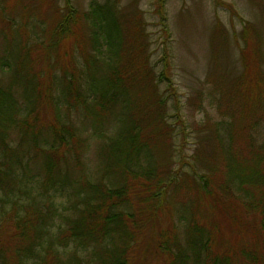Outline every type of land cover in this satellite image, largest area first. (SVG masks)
I'll list each match as a JSON object with an SVG mask.
<instances>
[{
    "label": "trees",
    "instance_id": "1",
    "mask_svg": "<svg viewBox=\"0 0 264 264\" xmlns=\"http://www.w3.org/2000/svg\"><path fill=\"white\" fill-rule=\"evenodd\" d=\"M4 1L1 264H264V73L251 53L229 88L236 106L203 124L191 161L182 156L189 170L167 168L157 157L171 153L173 127L158 81L170 78L166 60L157 76L150 63L142 10L40 0L43 28L29 1L20 21L5 9L21 0ZM66 190L81 206L53 233L50 192Z\"/></svg>",
    "mask_w": 264,
    "mask_h": 264
},
{
    "label": "rangeland",
    "instance_id": "2",
    "mask_svg": "<svg viewBox=\"0 0 264 264\" xmlns=\"http://www.w3.org/2000/svg\"><path fill=\"white\" fill-rule=\"evenodd\" d=\"M26 1L32 4L27 8V19L32 21L40 17L43 28H47L51 20L50 12L40 11V0H21V5L19 3L6 8V13L20 21L25 18ZM70 1L74 8L86 10L92 0ZM122 2H134L143 12L144 31L151 53L150 63L156 76L163 70L164 60L167 63L166 73L170 80L164 79V73L162 80L158 81V92L166 100V124L173 127L168 141L171 153L164 150L162 159L157 157V160L167 168L170 165L175 168L181 163L183 169L189 170L185 160L191 161L190 155L194 152L196 142L205 134L201 131L203 124L208 123L207 127L213 125L222 120L220 110L226 109L228 105L231 108L236 106L229 102V88L234 87L242 71L243 49L259 62L264 73V0ZM59 4L62 5L63 1ZM6 5L4 0H0V6ZM222 95L227 99H223ZM88 146L87 163L90 168L88 171H91L95 161L91 142ZM182 156L185 159L183 161ZM194 166L198 167V164ZM92 169L90 176H96ZM50 194L55 207L50 227L55 233L66 226V217L75 214V205H81L80 198L71 190L63 191L59 197H54L56 193ZM0 195L4 197L1 191ZM10 207V202L0 203V215L2 210L4 214ZM72 247L71 244L69 249ZM87 253L79 251L82 258ZM34 261L36 264V259H28L24 264H33Z\"/></svg>",
    "mask_w": 264,
    "mask_h": 264
}]
</instances>
